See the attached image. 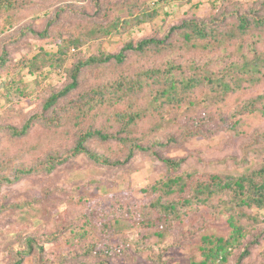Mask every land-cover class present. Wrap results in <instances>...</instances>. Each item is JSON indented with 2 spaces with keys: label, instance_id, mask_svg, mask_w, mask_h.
Masks as SVG:
<instances>
[{
  "label": "trees",
  "instance_id": "1",
  "mask_svg": "<svg viewBox=\"0 0 264 264\" xmlns=\"http://www.w3.org/2000/svg\"><path fill=\"white\" fill-rule=\"evenodd\" d=\"M77 1L81 0H0V26L3 30L16 27L21 33L19 39L26 38L29 33H35L33 22L26 24L29 22L28 14L39 17L50 6L47 2L63 5ZM194 1L130 0L111 6L113 9L109 14L113 15L112 19L76 27L77 30L71 32L68 40L63 34H58L54 39L57 51L41 50L33 58L24 59L22 68L35 72L48 66L52 72L64 65L72 48H80L90 41L114 34L120 35L135 25L152 21L159 16L161 9ZM208 1L212 7L207 17L186 18L170 27L163 38L129 41L118 53L99 52L78 60L69 69L72 81L53 92L44 103L42 114L76 90L84 69L88 67L94 69L100 65H121L134 56L137 60L155 55L165 59L161 64L137 69L134 76L120 77L116 85L113 82L111 85L101 84L84 94L81 105L77 111L73 109V113L75 111L74 115L86 122L81 128L73 130L72 134L55 131L47 125L40 140L21 147L22 152H39L48 145L62 141L55 139L57 134H61L59 137L69 135L70 138L77 132L74 147L65 150L61 146L48 154L51 159L49 171L83 155L99 164H121L122 158L113 159V156L104 152L89 149L88 144L94 139L116 147L124 144L127 148L125 161H129L139 151H151L155 157L161 158L168 169L161 180L150 186L151 193L156 196L154 200L142 205L130 201L112 203L107 208L93 210L89 217L86 216L81 228L72 225L68 237L71 242L83 241L86 234L93 230L92 226L98 227V234L93 241L84 242L86 245L83 248H69L65 254L68 264H85L81 262L85 256H92L94 261L99 260L97 264H113L116 258L126 262L134 249L141 253L157 247H164L165 250L173 248V243L164 244L163 247L160 245L174 238V219L205 205L215 208L221 219L227 222L229 230L219 234L204 230L195 242L200 251L199 258L191 256V264H228L233 252L243 247L251 227L264 222V146H257L264 141V131L257 133V145L251 150L257 151L262 157L260 161L250 160L247 155L237 160L238 164L234 168L216 169L208 175L193 170L182 171L183 159L160 156L136 134V124L144 120L150 123L153 145L164 147L177 144L180 139L208 134L212 131L207 126L214 122L212 110H208L210 106L219 105L239 91L248 93L247 90L264 82V0ZM65 9L64 5L58 6L57 14L60 15ZM49 33L48 28L37 32L44 37ZM8 63V51L4 49L0 56V69ZM91 92L94 94L91 95ZM241 103L239 112L235 111L232 116L244 113L264 116V93L248 97ZM120 104L123 106L119 107ZM110 109H114L113 112L109 113ZM39 118L40 114H35L22 126L9 125L2 130L11 137L26 139ZM239 118H235V121ZM235 121L229 128L245 133L247 128ZM141 136L146 137V133ZM33 171V167L17 165L12 174H0V185L3 182L14 183ZM176 194L180 196L172 199ZM214 200H217V204ZM153 211L161 213L156 219L161 220L163 212L167 219L149 220L148 215L151 217ZM138 227H146L143 228L145 232L141 234L143 230L139 228L140 231H137ZM76 228L82 230L75 234ZM134 230L136 235H132V238L124 237L126 231L133 233ZM28 242L29 250H44V245L34 239L28 238ZM252 243L245 245L236 264L250 255ZM29 253L23 252L24 255ZM22 262L20 258L14 264Z\"/></svg>",
  "mask_w": 264,
  "mask_h": 264
},
{
  "label": "rangeland",
  "instance_id": "2",
  "mask_svg": "<svg viewBox=\"0 0 264 264\" xmlns=\"http://www.w3.org/2000/svg\"><path fill=\"white\" fill-rule=\"evenodd\" d=\"M125 1L130 0H99L98 3L97 0L67 2L63 4L66 9L60 15L57 14V7L63 5L47 2L50 6L43 12L38 11L41 12L39 17L34 14L27 15L29 22L26 24L33 22L35 33H29L26 38L19 39L21 33L16 27L3 30L0 26V56L4 49L9 55V63L5 68L0 69V174H12L13 168L20 164L34 168L32 173L23 176L20 180L14 183L3 182L0 185V264H14L20 258L23 259L22 264H68L69 261L65 258L68 249L83 248L86 245L84 242L93 241L98 234V227L92 226L93 230L86 234L83 241L71 242L68 237L72 225L81 228L93 210L107 208L112 203L130 201L142 205L156 197L151 193L150 186L161 180L168 169L161 158L155 157L151 151H139L129 161H125L127 148L124 144L117 147L109 144L112 145L110 147L94 139L89 142V149L104 152L113 156V159L122 158L121 164H99L83 155L51 171L48 169L51 161L48 154L61 146H64L65 150L74 147L77 132L70 135V138L69 135L59 137L61 134H57L55 139L62 141L48 145L42 151H21L22 146L40 140L47 125L55 131H63L66 134L67 132L72 134L73 130L81 128L86 121L74 115L73 109L78 110L83 95L90 92L93 87L101 84L111 85L112 82L116 85L120 77L134 76L137 69L161 64L165 59L155 55L137 60L134 56L121 65H100L94 69L88 67L84 69L76 90L42 114L47 98L72 81L69 69H72L78 60L99 52L118 53L129 41L137 42L151 37L163 38L170 27L180 24L186 18L207 17L212 7L208 0H195L193 3L166 7L161 9L159 16L152 21L135 25L120 35L114 34L90 41L80 48H72L71 55L64 65L52 72L48 66L35 72L22 68L25 60L33 58L41 50L57 51L58 46L54 39L58 34H63L68 40L71 32L77 30L76 27L88 26L94 21L110 20L113 18V15L109 14L113 9L111 6ZM46 28L50 32L47 37L37 34ZM20 60L23 61L19 63ZM183 60L184 57L181 61ZM242 91L230 95L219 105L208 108L212 110L214 118V122L207 126L212 131L208 134L189 137L186 140L180 139L177 144L172 143L164 147L153 145L154 139L148 120L136 124V134L160 156L183 159L182 171L193 170L195 173L208 175L216 169L234 168L238 164L237 160L247 155L250 160L260 161L262 157L257 151L255 153L251 150L257 145V133L264 131V116L254 113L237 115L240 118L236 121L243 128H247L242 134L229 127L237 118L232 115L235 111L239 112L242 101L264 93V82L247 90L248 93ZM92 94L94 93L91 92ZM113 110L110 109L109 113ZM35 114H40V118L35 122L34 130L26 139H17L3 132L2 129L9 125L22 126ZM52 117L54 119L49 121ZM101 120L102 118L98 122ZM144 133L146 137L141 136ZM257 146L263 147L264 141ZM21 153L23 154L19 157ZM7 163L9 165H6ZM145 189H148L153 198ZM178 196L180 195H173L172 199ZM214 203L217 204V200H214ZM208 206L189 211L186 216L174 219L172 222L175 229L174 238L160 245L163 247L164 244L173 243V248L165 250L164 247H157L141 253L134 249L133 255L128 256L126 262L116 258L112 261L113 264H191V256L199 258L200 251L195 242L204 230L216 234L229 230L227 222L221 219L215 208L212 205ZM152 213L151 217L148 215V219L158 221L159 219L156 218L161 213L156 211ZM166 219L167 216L163 212L159 221ZM80 228H76L75 234L82 230ZM139 228L143 230L141 233L143 234L146 227H138L137 231H140ZM249 232L243 247L233 252L228 264H236L245 245L252 242L250 255L240 264H264V222L253 225ZM132 235H136L135 230L133 233L130 231L124 233L127 239L132 238ZM28 238L43 244L44 250L42 252L37 249L29 250ZM25 251L30 253L24 255ZM81 259L85 264L99 262V260L94 261L92 256Z\"/></svg>",
  "mask_w": 264,
  "mask_h": 264
}]
</instances>
